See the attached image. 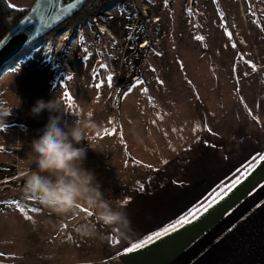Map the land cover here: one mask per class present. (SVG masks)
Wrapping results in <instances>:
<instances>
[{
    "label": "rangeland",
    "instance_id": "rangeland-1",
    "mask_svg": "<svg viewBox=\"0 0 264 264\" xmlns=\"http://www.w3.org/2000/svg\"><path fill=\"white\" fill-rule=\"evenodd\" d=\"M8 1L18 11L36 2ZM106 15L0 71V105L11 112L0 124V262L107 264L114 253L115 230L75 231L94 219L86 207L58 217L22 196L32 141L50 115L71 126L90 114L100 125L92 129L95 150L86 140L77 147L86 149L82 167L119 210L123 188L126 206L163 186L212 201L245 184L264 154V0H135ZM56 97L65 112H32L37 100ZM229 248L255 264L248 245Z\"/></svg>",
    "mask_w": 264,
    "mask_h": 264
},
{
    "label": "crops",
    "instance_id": "crops-1",
    "mask_svg": "<svg viewBox=\"0 0 264 264\" xmlns=\"http://www.w3.org/2000/svg\"><path fill=\"white\" fill-rule=\"evenodd\" d=\"M244 181L245 184L219 194L212 201L204 194L195 197L193 191L163 186L156 187V192L148 190L142 193L127 206L128 190L123 188L119 195L122 198L121 210L131 221V229L124 235L115 230L114 253L108 255L104 263L245 264L243 257L247 251H231L229 246L233 241L248 245L255 264L260 263L264 260V161L259 160L245 175ZM248 186L251 189L246 192ZM240 193L249 198L243 201ZM193 212L196 214L193 215ZM180 218H185L187 222L179 225ZM172 224H177V227L166 235L139 250L126 251L148 235ZM257 238L260 242L256 241ZM229 253H234L235 262L226 258Z\"/></svg>",
    "mask_w": 264,
    "mask_h": 264
},
{
    "label": "clouds",
    "instance_id": "clouds-1",
    "mask_svg": "<svg viewBox=\"0 0 264 264\" xmlns=\"http://www.w3.org/2000/svg\"><path fill=\"white\" fill-rule=\"evenodd\" d=\"M45 110L50 114L65 112L57 97L47 102L37 100L32 112L39 115ZM10 114L0 112V124ZM90 117L81 116L73 125L62 126L59 116L50 115L42 134L32 141L29 159L33 166L22 172L21 193L25 200L35 201L58 217L78 212L81 207L89 209L94 219L74 225L83 237L94 236L97 225L124 235L131 229L127 214L105 198L93 174L82 167L86 149L77 145L86 140L94 149L97 136L92 129L100 130V125Z\"/></svg>",
    "mask_w": 264,
    "mask_h": 264
},
{
    "label": "water",
    "instance_id": "water-1",
    "mask_svg": "<svg viewBox=\"0 0 264 264\" xmlns=\"http://www.w3.org/2000/svg\"><path fill=\"white\" fill-rule=\"evenodd\" d=\"M87 1L36 0L27 14L0 41V71L69 20Z\"/></svg>",
    "mask_w": 264,
    "mask_h": 264
},
{
    "label": "trees",
    "instance_id": "trees-1",
    "mask_svg": "<svg viewBox=\"0 0 264 264\" xmlns=\"http://www.w3.org/2000/svg\"><path fill=\"white\" fill-rule=\"evenodd\" d=\"M126 3L133 4L135 3V0H88L76 14L37 42L33 48H36L38 44L48 41L51 37L56 36L64 30L75 32L77 29L83 28L86 23L93 22V20H97L98 17L102 18L107 16L106 12L113 8L114 5L118 4L121 6ZM28 11L29 10L18 11L10 6L8 0H0V41L27 14ZM20 58L21 57L16 58L15 61ZM30 202L36 203L35 201Z\"/></svg>",
    "mask_w": 264,
    "mask_h": 264
},
{
    "label": "snow or ice",
    "instance_id": "snow-or-ice-1",
    "mask_svg": "<svg viewBox=\"0 0 264 264\" xmlns=\"http://www.w3.org/2000/svg\"><path fill=\"white\" fill-rule=\"evenodd\" d=\"M109 80H111V77H109ZM260 160L264 161V155L260 156ZM127 203V202H125ZM206 210V209H205ZM196 211H199V209H197ZM196 213L193 212V215H195ZM187 222V220L185 218H180L178 220V224L179 225H183ZM177 227V224H172L170 227H165L163 228L162 231H156L154 234L148 235L145 239H143L141 242L135 243L133 244L131 247L127 248V252L131 253L134 250H139L140 248H142L143 246H146L147 244H149L150 242L158 239L159 237L166 235L170 230H174Z\"/></svg>",
    "mask_w": 264,
    "mask_h": 264
},
{
    "label": "flooded vegetation",
    "instance_id": "flooded-vegetation-1",
    "mask_svg": "<svg viewBox=\"0 0 264 264\" xmlns=\"http://www.w3.org/2000/svg\"><path fill=\"white\" fill-rule=\"evenodd\" d=\"M35 45H36V44H35ZM35 45H33L32 47H30L25 53L31 51ZM25 53H24V54H25ZM24 54H22V55H24ZM22 55H20V56H18V57H21ZM18 57H17V58H18ZM14 61H15V60H14ZM12 62H13V61H12ZM12 62H11L10 64H12ZM10 64H9V65H10Z\"/></svg>",
    "mask_w": 264,
    "mask_h": 264
},
{
    "label": "bare ground",
    "instance_id": "bare-ground-1",
    "mask_svg": "<svg viewBox=\"0 0 264 264\" xmlns=\"http://www.w3.org/2000/svg\"><path fill=\"white\" fill-rule=\"evenodd\" d=\"M14 61V60H13ZM51 61V60H50ZM100 61V60H99ZM52 62V61H51ZM56 62V61H54ZM2 104V103H1ZM6 123H8L7 121H5ZM10 123V122H9ZM0 264H11V263H6V262H0Z\"/></svg>",
    "mask_w": 264,
    "mask_h": 264
},
{
    "label": "built area",
    "instance_id": "built-area-1",
    "mask_svg": "<svg viewBox=\"0 0 264 264\" xmlns=\"http://www.w3.org/2000/svg\"><path fill=\"white\" fill-rule=\"evenodd\" d=\"M11 65V64H10ZM7 67V66H6ZM2 71V70H1Z\"/></svg>",
    "mask_w": 264,
    "mask_h": 264
}]
</instances>
